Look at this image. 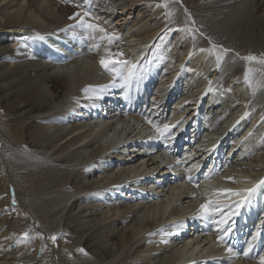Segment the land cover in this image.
Listing matches in <instances>:
<instances>
[{"label":"bare ground","instance_id":"bare-ground-1","mask_svg":"<svg viewBox=\"0 0 264 264\" xmlns=\"http://www.w3.org/2000/svg\"><path fill=\"white\" fill-rule=\"evenodd\" d=\"M118 1L120 2L118 4H120L119 6L122 9V16L119 18L117 25L118 27H124L123 21L128 19L126 17L127 15L125 14L127 8L134 6L139 2V0ZM25 2H27L26 6L18 4L16 0H0V15L4 16L3 22L1 23V27L3 29L10 28V30L14 29L13 31L15 32L17 31V28H25L27 26L33 25V20L36 18H43L46 24L45 28L47 27L52 29L55 28V26L60 27L61 24L64 23L67 16L64 14H72L77 11V7L75 5L76 3L73 7L69 8L68 6L65 9L64 7L63 9H59L60 7L58 8V6L54 4V0H25ZM76 2L78 3V0H76ZM191 2L193 5L189 8V10L196 15L200 13H216V11H219L216 13L217 16L215 18L218 20L216 21L218 25L219 23H222L223 21H229L230 19L233 20L232 22L234 23L236 20H239L237 17L243 14L242 16L244 18H242V21H244V27H246V29L243 28L245 32L248 27L250 28L248 29L251 30L252 25H256L255 27L258 28V33L261 36L264 34V16H262L264 15V0H191ZM124 29H126V27H124ZM217 30L222 31V29L214 28V31ZM253 30L251 31L254 32ZM244 31L243 33H245ZM252 32H246V35L244 34L242 41L238 42L239 45L237 48L240 47V53L238 51H236L238 53L233 51L224 53V63L222 62L223 64L220 65L221 67H218L219 69L217 71L215 70L216 72H212V74L207 77L208 81L206 80L202 87H199L204 88V86H208L209 89L213 91L212 97L209 99L210 101H213L212 99H216V103L221 105L223 104L221 103L223 88L219 86V80L222 78V76H224L229 68L237 62L238 57L248 56L252 54V52L256 53L254 47L262 46L260 48H264V41L262 37H254L255 34ZM75 33L69 36L68 39L63 38L62 34L59 33L40 40L38 45L35 47L34 62H31L30 64H20L14 69L0 67V116L3 118H16L17 123L25 120L30 121L23 124H13V122H9L15 146L27 144L30 149L49 152V160H43L42 157H38L35 160L36 163H40L42 161L50 162V160L53 159V161H51L57 165H69L71 163L73 166V163H76L75 161L80 158V154L84 155V153L88 152V148L91 145L90 137H96L99 141L104 142V145L105 143L110 144L111 147H115L118 144L124 143L123 152L118 153V155L115 156L116 158L114 161L120 162V165H116L118 168L122 167V165L124 166V168H119L118 171H120V169L122 172L125 171L122 175H125V179L127 178L128 180V176L130 179L138 178V180L136 179L132 181L133 183L131 182L132 187L128 189V192H126L128 195L131 194V197L134 196V198H132L134 201L131 205L128 204V202L124 203L125 200L123 202H117L122 198L119 196L117 197L118 200H113L108 204L107 207L109 209L106 211L104 210V207L101 209V207L98 206L99 210L101 211L98 217L93 219V224L89 221L87 222L94 225V230L86 238L83 247L89 251L91 256L94 257L95 261L93 260L92 264H137L138 262L132 263V261H138L143 258L145 261L140 260L138 264H140V262H143L142 264H182L193 259L194 257H197L200 254H205L204 251L212 249V244H210L209 249L206 250L208 248H206L208 244L207 242H217L218 236L215 225H212L209 222L199 218L194 219L191 217V215L195 207V200H197V198L198 200H204V198H206L205 191L199 190H208L209 188L205 187H210L211 185L221 187L223 184L222 177L218 176L221 174V168H219L217 164L219 158L209 154V152L214 149L215 146H217L218 141L211 143L209 145V150L206 153L198 155V151H196V148L194 149L192 146V143H194L193 140H191L192 137L189 136L188 138V135H185V133H187L185 127L193 123L190 121V118L185 120L181 126L179 125L175 133L171 134L172 139L170 140L171 143L168 146L161 145V147L159 149L157 148L156 150L152 149V147H147V150L144 149L142 151L140 144L144 142L145 139L149 138L148 135L151 134L150 132L152 126L147 125L149 121L147 124H145L146 127H143L144 130L138 134L137 139L134 140V137H130L129 135L124 137L125 135L123 133L126 134L130 124L126 119L120 118L122 115L121 113H118L121 110V99H119L116 94H112L108 104V100L105 101V97L100 98V96H98V94H100V89L89 88L87 92L90 98L84 99L85 102H83V105H85V108L79 111V120L95 118L94 120L97 121L93 120L95 122L93 124V129L89 131L88 127L91 124L87 122V124L83 123V125L75 126L71 129H69V125L65 124L67 126H64V128H57L55 130L52 129L55 131V134H50V128L41 127L38 125L40 119H43L44 122H52L50 120L53 119L54 116L51 114V112L54 111V109L66 104H75L76 98L74 95H72L74 90H76L78 86L90 80L93 76L95 77L99 75L98 71L100 68H98V66L95 65L93 61H89L87 56L88 54L86 53L87 50H82L81 47L87 42V40L84 38L85 32L80 30ZM242 34H240V36ZM134 36H136V34H134ZM193 37L196 41L199 39L198 34L194 35ZM151 38L152 37L150 36H140V38H138L139 42L134 46L137 55L143 54V45ZM59 40L62 41L63 46H61L59 49H56V43H59ZM187 50L188 49L184 48L182 52V59L180 58L181 63L178 61H174L175 64L167 63L168 67L172 65L171 68H175V70L172 72L173 76L171 79L168 78L167 80L170 79L172 81L177 73L180 72L182 62H184L188 57L186 53ZM19 51L11 50L10 46H3L0 48V59L16 53L21 56V59H32L31 55L29 54L30 52L28 53L26 51L22 53ZM47 57L53 61V64L51 63L52 65L49 64V67L38 65L40 60ZM141 59V56L136 60L134 59V64L137 65ZM39 69H46L47 71L42 72ZM30 71L37 72V75L34 73L36 76L28 77V73L26 72ZM83 72L86 73L85 77H83L84 79L80 77L81 73ZM155 79L156 77L149 79L147 82H145V80L144 83H142V86H144H140L142 89H140L141 91L136 95V97H129L128 102H126L130 108V111L134 113V118L136 117V114H142L143 112L144 115L148 114L150 118L155 119L156 115L160 112L161 115L165 113L163 108L166 109L169 107L168 105L171 98H169L170 92L167 90H169L168 88L171 85H164V83L161 81L162 83L159 82L158 84H155V88L158 87V91L156 89V91L151 90L150 92L149 87L153 84L152 80ZM162 80L166 81L164 79ZM121 81H123L122 86H124V79L121 78ZM194 81L195 80H193V83ZM108 86L113 85L108 84ZM233 89L239 92L241 90V85L234 84ZM255 93L256 94L253 96V100H243L244 103L239 111H248L251 106L258 102V98L260 99L263 91H258ZM176 101V107L180 108L188 100L178 98ZM196 109H188L189 113H187L185 110V112L188 114L186 117L194 116L193 111L196 112ZM117 116H120L119 119L114 120L117 118ZM176 118L178 119L179 116H176ZM173 119L177 120L174 117L171 120L173 121ZM234 119L235 118L232 116L231 118L226 119L222 125H219L221 126L219 129H222L225 133L232 126ZM252 120H254V122L252 121L249 123V125L246 127L245 133L239 136L240 141H238V139L236 140L238 142H235L234 144L232 142L233 145L230 148L231 150L236 148L237 145H240V142L245 144L248 137L253 135L252 130L256 126H254V124H256L257 120H255V118ZM194 127L196 128L191 131L193 135L195 133L196 137V132L199 128L198 125H194ZM126 128L127 130L123 132V130ZM256 134V141L263 139L264 129L263 131L255 133V135ZM108 141H110V143H108ZM172 146L174 155L169 156V154L165 158L164 154L167 153L166 149H171ZM236 151L238 152V150ZM100 153L101 152L97 150V152L93 154L94 156L92 155L93 157L90 156L91 159L89 157L88 159H85V161H90L95 157L100 156ZM256 159L253 160L249 166L244 167L245 172H251L250 175L252 178L249 179L247 175L238 174V176L241 178V181L245 182V185L242 184L243 187L247 186V188H249L258 180L264 179V174H258V172L254 173L255 170H258L260 165H264V156H259ZM31 163L34 164L33 162ZM110 163H112V161ZM127 164L130 165L127 167ZM79 169L76 170L75 173L70 174L71 172L67 173L56 167L47 166L42 168L43 171H47L44 173L45 175L36 179H32L30 182L32 185L34 184L33 186L36 185V187H39L40 189L35 193L37 196L34 195V198H36V200L39 198V200H37V203H32L34 205L33 209L40 208L41 210V208L43 209L48 207V210L45 214L54 218L60 214V211H52L51 209L56 210L53 207L65 206L64 210H66L71 204L67 214L72 213L73 210L71 208L75 205V203H79L83 197L86 196L85 194H87V192H91L97 187V185L95 186V182H90L88 184L77 183V177L80 174H83L86 171H92L91 169L82 168L81 165ZM116 170H114V167L113 169L109 167L103 169L100 173L102 176V181L104 179L103 175L105 176V179L107 177H113L117 172ZM185 175L193 176V180L197 177V183L193 185H187L188 182L185 180ZM205 176H211L213 178L205 180ZM120 179L122 180L123 178L120 177ZM244 179L249 180L245 181ZM99 180L100 179H98V182ZM107 182L110 181L108 180ZM115 183L116 182H114V184ZM197 184L199 185L198 187L196 186ZM200 186L202 187L201 189ZM116 189L118 190L119 188ZM124 191L125 190L123 189L118 193L121 194ZM4 192H8V190L6 191V189H0V195H3ZM107 194L108 193H105L104 191H99L97 193V195L104 197ZM193 197H196V199L193 200ZM254 197L257 199L256 201H253ZM72 199L73 202L71 201ZM155 199L159 202H155ZM238 199L239 198H233V201L227 200L221 202L231 204ZM140 200H147V202H138ZM263 204L264 186H260L252 195L250 202H246L245 205L239 209L238 214L232 217V221H234V227L232 233L229 236V243L233 247L234 252H236V249H242L244 241L241 243L242 245H240L237 240H239L238 238L242 236L243 233L246 234L247 228L251 226L252 221L257 220L259 222L258 230L264 233V230H261L264 224V209H262L264 207ZM261 213H263L262 216L260 215ZM72 219L76 220V222L78 221L77 217L74 216L73 218L70 217L69 220L67 218L66 221L69 222ZM83 225L84 224L82 223H76L74 226L69 225V227H66V229L71 233L73 238L80 241L81 238L85 237L88 232L85 231ZM105 229H108V231ZM101 230H103V232H101ZM143 236H150V238L146 245L139 246V248H141L140 252H136L134 248L136 245H138V243H140V239ZM177 241H180V244H177ZM60 245L63 246L62 243H60ZM61 246L58 245L57 252L62 248L64 252L67 250L70 251L69 253L71 254V252L73 251L74 253V250L76 249L73 248L74 250H72V247L66 244L65 247ZM167 253L169 255H166ZM225 253L228 252L226 251ZM6 255L9 256V254ZM261 256H264V254L262 253ZM218 257L219 258L212 260L207 256V260L201 262L200 264H252V260H254V258L250 255L248 257L244 256V261L241 260V257L240 259L235 257V255L227 256L225 259L228 260H222L224 257ZM76 263H78V261ZM0 264H15V262L9 257H1Z\"/></svg>","mask_w":264,"mask_h":264},{"label":"rangeland","instance_id":"rangeland-1","mask_svg":"<svg viewBox=\"0 0 264 264\" xmlns=\"http://www.w3.org/2000/svg\"><path fill=\"white\" fill-rule=\"evenodd\" d=\"M80 1L78 0L77 3L76 0H54V4H56L58 8L60 7L59 9H63V7L65 9L68 6L70 8L76 5L77 11L72 14H64L67 15L64 23H62L60 27L55 26V28L52 29H49L47 27L45 28L46 24L43 18H36L35 20H33V25L27 26L25 28H17V31L14 32V29H3L1 27L4 16L0 15V48L3 46H10L11 50L13 51L21 50L19 52L22 53L27 51L28 53L30 52L29 54L32 58L21 59V56H19V54H11L6 56L5 58L0 59L1 68L14 69L20 64H30L31 62H34L33 60L35 58V47L38 45L40 40L59 33L62 34L63 38L68 39L69 36L80 30H83L85 32L84 38L87 40L86 44H84L85 46H81L82 50H87L86 53L88 54L87 56L89 58V61H93L95 65L100 68V70L98 69V74L100 76L98 74V76H93L91 78L92 80L90 79L92 82L88 80L84 84L78 86L76 90H74L72 95H74L76 98L75 104H66L54 109V111L51 112V114L54 116V118L50 120L52 122H44L43 119H40L38 125L41 127L50 128V134H55L54 130L57 128H64V126L69 125V129H71L75 126H81L83 125V123H90V128L88 127L90 131L91 129H93V124L95 123L94 121L97 120H94L95 118L79 120V111L85 108V105H83V102H85L84 99L90 98L87 92L88 89L98 88L100 89V94H98V96H100V98L105 97V101L108 100V104L112 94H116V96L121 99V110L118 113H121L122 117L117 116V118H115L114 120H117L120 117L122 119H126L129 122L130 127L128 126V130L127 128L123 130V132L127 130L126 134L123 133L125 135L124 137L129 135L130 137H134V140L137 139L138 134H140V132L144 130L143 127H146L145 124H147L148 121L150 122H148L147 125L152 126L150 132L151 134L148 135L149 138L145 139L144 142L140 144V148H142V151L144 149L147 150V147H152V149L156 150L157 148L159 149L161 145L168 146L171 143V134L175 133L177 127L179 125L181 126V124L188 118H190V121L193 123L185 127V130L187 132L185 133V135H188V138L189 136L192 137L191 140H193L194 142L192 143V146L194 149L196 148V151H198L199 153L198 155L206 153L209 150V145L218 141L217 146H215V148L212 149L209 154L211 156L214 155L219 158L217 164L218 167L221 168V174L218 176L222 177L223 186L220 187L211 185L210 187H205L209 188L208 190L197 189L199 191H205L206 198H204V200H198V198L197 200H195V207L193 210L194 214L192 213L191 215V217H193L194 219L199 216V206L202 203H205L206 199L211 197L215 190L228 188L234 190L249 189L255 187L260 180L254 183L251 187L247 188V186H244V188L242 184L245 185V182L241 181V178L240 176H238V174L247 175L249 179L252 178V176L250 175L251 172H245L244 167L249 166L253 162V160L258 158L259 156H264V138L258 141H256L255 138L257 137V134L255 135V133L263 131L264 129V65L255 62L247 63L242 59V57H238L237 62L232 67H230L229 70L224 74V76H222V78L219 80V86L223 88L221 101V103H223L222 105L216 103V99H212L213 101L209 100L212 97L213 91L209 89L208 86H204V88L199 87H202L206 80L208 81L207 77L210 76L212 72H216L221 67L220 65L224 63V53L231 51H238L240 53V47L237 48L239 45L238 42L242 41V38H244V34L246 35V32H252L251 30H253L256 25H252L251 30H249L250 28L248 27L249 29L247 28L245 32L244 29H246V27H244V21H242V18H244L242 16L243 14L237 17L240 21L236 20L233 23V20L230 19V21L228 19L229 21H223L218 25V23L216 22L218 20L215 18L217 16L216 13L219 11H216V13L210 12L203 14L200 13L196 15L189 10V8L193 5L191 0H139V2L134 6L128 7L126 13L124 12L127 15L126 17L128 18L127 20L123 21V26L126 27V29H124V27H118L117 25L119 18L122 16V9L119 6L120 4H118L120 3L118 0ZM16 2L20 5H27V2H25V0H16ZM85 11L90 13V17L85 18L88 23H94L98 25V27L100 26L101 28L105 29V32L107 34H114L119 39L113 41V43L109 45L107 39L104 38V34L98 31L92 32L91 30L81 27L79 24L80 17H76V19H70V17H73L76 13H81V15H83ZM212 13L213 15H215L213 16ZM189 16L191 17L190 20L188 19ZM214 28L222 29V31H214ZM237 28L240 29L238 30ZM242 30L245 33H243ZM253 31L254 32L252 33L257 35H254V37H262L264 41V34L263 36H261L258 33L257 27H255ZM134 34H136V36H134ZM197 34L199 36V39L196 41L194 40L193 36ZM240 34L242 35L240 36ZM140 36H150L152 38L143 45V54L137 55L134 46L139 42L138 38H140ZM58 44L59 47L63 46L61 40H59ZM96 45H98L99 47L96 48ZM213 45H215L216 47L214 48ZM257 47H254L256 53L252 52V54L250 55H256V57L264 56V48H260L262 46L258 48ZM184 48L188 49L186 52L188 57L184 62H182V65L180 67L181 70L179 73H177L175 78L172 79V82L170 79L173 76L172 72L175 70V68L172 69V65L168 67L167 63L175 64V62L177 61L180 62V60L182 59L181 55L183 54L182 52ZM224 49H227L228 51L225 52ZM106 50H110L113 53L122 52V58L124 60L130 61L132 64H134V59L136 60L141 56L142 59L137 63L136 75L131 80L124 82V86H122L123 81H121V75L110 74L100 67L99 56L104 54ZM39 62L38 65L47 67H49V64H53V61L48 57L45 59L43 58ZM247 68H251L253 70L248 80L245 79V71ZM39 70H41L42 72L47 71L46 69H44L45 71L42 69ZM26 73H28V77L37 75V72L33 71ZM85 75L86 73L83 72L81 73L80 77L84 79L83 77H85ZM153 77H156V79L152 80L153 84L149 87L150 92L151 90L156 91V89L158 91V87L155 88V84H158L161 81L164 83V85H171L168 88L169 90H167L168 92H170L169 98H171L168 105L169 107H167L166 109L163 108V110H165V113L161 115L160 112L156 115L155 119L150 118L148 114L144 115L143 112L142 114H138L140 117L136 114V117L134 118L135 115H133L134 113L130 111V108L126 102H128L129 97H136V95L141 91L140 89L142 88L140 86H142V83H144L145 80V82H147ZM168 78L170 79L167 80ZM162 79L166 81H163ZM193 80H195L194 83ZM108 84L113 86H108ZM234 84L241 85V90L239 92L233 89ZM208 90L210 91V93ZM258 91H263L260 99L258 98V102L251 106L248 111H239L244 101H247L248 99L253 100V96L256 94L255 92ZM178 98L186 99L188 101H186V103L180 108H177L175 104ZM127 107L129 108V110ZM188 109H196V112L193 111L194 116L186 117L188 115L187 113H189ZM185 110L187 113L185 112ZM181 112H183L184 114ZM175 115L177 117L179 116V118L177 119ZM231 116L235 118L233 120L234 122L230 129H228L224 133L222 129H219V127L221 128V126L219 125H222V123L226 119L231 118ZM173 117L177 120L173 119L172 121L171 119ZM253 118L257 120L256 124H254V126L256 125L257 127L255 126L252 130L253 135L249 136L250 139L248 137L245 144L240 142V145H237L236 148L231 150V146L235 142L240 141L239 136L245 133L246 127L249 125V123H251L252 121L254 122V120H252ZM10 121L13 122V124H23L26 122H30L29 120H25L17 123L16 118H3L2 116H0V189H6V191L8 190V192H4L3 195H0V258L9 257L15 262V264H92L93 260L95 261V259L93 256H91L89 251L83 247V245L88 235L94 230V225H92L93 219L98 217L101 212L98 206H100L101 209L104 207V210L106 211L109 209L107 207L108 204L113 200H118L117 197L119 196H121L122 198L117 202H123L125 200L124 203L128 202V204L131 205L134 201V199H132L134 198V196L131 197V194L128 195L126 194V192H128V189L132 187V181L136 179L138 180V178L130 179V177L128 176V180L127 178L125 179V175L122 176L125 171L122 172L121 169L120 171H118L119 168H124V166L122 165V167L118 168V166L116 165H120V162L114 161L116 158L115 156L118 155V153L123 152L124 143L118 144L115 147H111L110 144L105 143L104 145V142L99 141L96 137H90L91 140L90 138L89 140L92 146L90 145V147L88 148V152L84 153V155L80 154V158L75 161L76 163H73L74 161L72 162L73 166L71 163L69 165H57L52 162L53 159H51L52 161L50 160V162L42 161L40 163H36L35 160L38 157H42L43 160H49V152L30 149L27 144L15 146L13 135L9 126ZM165 124L169 125L170 131L161 135L157 131V128H163ZM194 125H198V128L200 129H197L196 137L195 133L194 135L192 134V131L196 128L194 127ZM108 143H110V141H108ZM172 148L173 146L171 147V149L167 148L169 150L166 149L167 153H165L166 155L164 154L165 158L169 154V156L174 155V150H172ZM97 150L101 152L100 156L95 157L90 161H85V159H88L90 156L95 154ZM236 150H238V152ZM83 156H86L87 158ZM111 161L112 163H110ZM31 162H33L34 164H32ZM80 165L82 168L91 169L92 171H86L85 173L80 174L77 177V183L88 184L90 182H95V186L97 185V187L94 188L91 192H87V194H85L86 196L84 195L85 197H83V199L79 203H75V205L71 208L73 210L72 213L67 214V211L71 207V204L66 210H64L65 206L53 207L56 210L51 209L52 211H60V214L54 218L45 214L48 210V207L43 209L41 208V210L40 208L33 209L34 205L32 203H37V200H39V198H37L36 200V198H34V195L37 196V194L35 193L40 189L39 187H36V185L33 186L34 184L32 185L30 182L32 179H36L40 176L45 175L44 173H46L47 171H43L42 168L47 166L56 167L62 169L67 173L71 172L70 174H72L79 169ZM129 165L130 164H127L126 166L128 167ZM107 167L111 169H113L114 167V170L117 169L116 171L119 174L116 172V174L113 176L114 178L107 177L106 179L103 175L104 179L102 181V176L100 175V173ZM257 172L258 174H264V165H260L258 170L254 171V173ZM120 177L123 178V181L120 179ZM184 177L188 182L187 185L196 184L198 181L197 177L194 180L192 179L193 176L185 175ZM227 177L234 178L236 182L227 180ZM98 179H100L99 182ZM249 179L244 180L246 181ZM108 180L110 182H107ZM113 181L116 183L114 184ZM112 187H114L115 189ZM121 187L122 190L124 189L125 191L120 194L118 192L122 191ZM189 187L194 188L192 186ZM116 188L119 189L117 190ZM201 188L202 187L200 186V189ZM99 191H104L108 194L105 197L99 196L97 195ZM192 199L194 200L196 199V197H193ZM71 201L73 202V199ZM141 201L143 203L147 202V200H140L138 202ZM155 202L159 201L155 199ZM262 209H264V207ZM262 214L263 213H261L260 215L262 216ZM73 216L77 217V222L73 219L69 222L66 221L67 218L69 220V218H73ZM88 221L92 224L87 223ZM76 223L84 224L83 228L85 229V231H88L85 237L81 238L80 241L73 238L71 236V233L66 229V227H69V225L74 226ZM258 225L259 222L257 220L252 221L251 226L247 228L246 234L243 233L242 236L238 238L239 240L237 241L240 243V245H242L241 243L244 241V247L242 246V249L240 250L236 249L235 253H238V255H235V257H238V259H240L241 257L242 261L245 260V257L242 253L244 250H247L248 243L251 241V237L257 233ZM103 230H101V232H103ZM261 230H264V224ZM106 231H108V229ZM25 232L29 234V239L26 241L22 240L23 233ZM41 234L43 238H41ZM53 235L57 237V240L55 242L50 239V237ZM149 238L150 236H143L140 239V243H138V245H136V247L134 248L136 252H140L141 248H139V246L146 245ZM60 243H62L63 246H61ZM207 243L208 244L206 248H208L206 250L209 249L210 244H212L211 248H214L215 250L210 249L212 251H204L205 254H200L197 257H194L193 259L184 263L200 264L201 262L207 260V256L212 260L219 258L218 256H220L221 258L224 257L222 258V260H224L227 256H230L228 255V253H225L227 251L228 245H221L217 242L213 243L210 241H208ZM65 244L71 246L72 250L76 248V251L74 250V253L72 251L70 254V251L66 250L64 252V250H62L61 248V250H58L57 252L58 245L61 247H65ZM177 244H180V241H177ZM209 251H214L215 253L213 252V254ZM262 253L264 254V233L260 231V235L257 240L253 242L252 251L249 254L254 258V260H252V264H259L258 260ZM6 254H9V256H7ZM166 255L169 254L167 253ZM140 260L142 261L144 260V258ZM140 260L131 261L132 263H139ZM77 261L78 263H76ZM142 263L140 262V264Z\"/></svg>","mask_w":264,"mask_h":264},{"label":"snow or ice","instance_id":"snow-or-ice-1","mask_svg":"<svg viewBox=\"0 0 264 264\" xmlns=\"http://www.w3.org/2000/svg\"><path fill=\"white\" fill-rule=\"evenodd\" d=\"M76 17H80L79 24L81 27L91 30L92 32H100L104 34V38L107 39L108 44L111 45L113 41L119 39L114 34L109 35L105 32V29L98 27V25L94 23H88L85 18L90 17V13L85 11L83 15L81 13H76L70 19H76ZM190 20L191 17L189 16ZM96 48L99 46L96 45ZM215 48L216 46L213 45ZM227 52V49H224ZM122 52L113 53L110 50H106L104 55L100 57L99 64L100 67L110 74H119L122 76L125 82L131 80L136 75L137 65L132 64L128 60H124ZM244 61L247 63H258L264 65V56L256 57L254 55H248L242 57ZM251 68H247L245 71V79L248 80L250 74L252 73ZM126 73V74H125ZM157 131L163 135L166 132L170 131L169 125L165 124L163 128H157ZM213 177L205 176L204 179L208 180ZM191 179V178H189ZM229 181L236 182L234 178L227 177ZM199 186L198 184L196 185ZM260 186H264V179L260 180L258 184L249 189H218L215 190L213 195L206 199L205 203H202L199 206V216L197 218L202 219L204 221L209 222L212 225H215V229L217 232V243L221 245H228L227 252L229 255H238L233 250V247L229 243V236L233 231L234 221H232V217L238 214L239 209L245 205L246 202H250L252 195L257 191V188ZM233 198H239L234 203H222L221 201L232 200ZM260 235V231L258 230L255 235L251 237V241L248 243L247 250L243 251V256L248 257L250 252L252 251L253 242L257 240ZM41 238L42 234H41ZM29 239V234L27 232L23 233L22 240L26 241ZM50 239L55 242L57 237L55 235L51 236ZM83 251V250H81ZM259 264H264V256L259 257Z\"/></svg>","mask_w":264,"mask_h":264},{"label":"water","instance_id":"water-1","mask_svg":"<svg viewBox=\"0 0 264 264\" xmlns=\"http://www.w3.org/2000/svg\"><path fill=\"white\" fill-rule=\"evenodd\" d=\"M257 199H255V197L253 198V201H256Z\"/></svg>","mask_w":264,"mask_h":264}]
</instances>
